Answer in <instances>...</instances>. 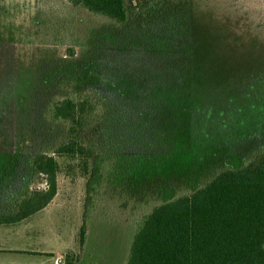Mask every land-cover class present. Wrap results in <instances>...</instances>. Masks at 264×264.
<instances>
[{
  "label": "rangeland",
  "instance_id": "rangeland-1",
  "mask_svg": "<svg viewBox=\"0 0 264 264\" xmlns=\"http://www.w3.org/2000/svg\"><path fill=\"white\" fill-rule=\"evenodd\" d=\"M144 3L116 25L65 0H0V215L44 187L31 161L67 136L52 102L89 91L116 112L113 137L104 123L81 135L107 153L82 249L77 161L59 159L57 195L34 220L58 264H126L143 214L264 151V0Z\"/></svg>",
  "mask_w": 264,
  "mask_h": 264
},
{
  "label": "trees",
  "instance_id": "trees-1",
  "mask_svg": "<svg viewBox=\"0 0 264 264\" xmlns=\"http://www.w3.org/2000/svg\"><path fill=\"white\" fill-rule=\"evenodd\" d=\"M65 1L116 25L127 22L131 9L143 10L146 5L144 0ZM106 99L82 91L50 104L51 119L67 128V136L50 154L32 159V171L44 187L26 188L15 199L14 212L0 215V226L18 223L52 203L58 192L59 159L77 161L86 180L79 230L82 249L101 195L106 169L102 154L107 153L81 135L104 123L113 137L116 112ZM126 264H264V151L143 214L135 221Z\"/></svg>",
  "mask_w": 264,
  "mask_h": 264
},
{
  "label": "crops",
  "instance_id": "crops-1",
  "mask_svg": "<svg viewBox=\"0 0 264 264\" xmlns=\"http://www.w3.org/2000/svg\"><path fill=\"white\" fill-rule=\"evenodd\" d=\"M15 202L16 201L14 200L13 204L11 203L7 208H4L6 212L5 214H11L14 212ZM51 205L52 203H50L43 210L18 223L0 226V264L17 263L16 260L14 261V263L10 261L11 258L15 257L8 256H32L34 254H39L35 257V259L37 260V264H50L52 260V264H58L56 253L54 252L55 249L51 247V245H53L54 243H51V239L55 240V235H51L49 225H42L43 228L41 229V232H44L45 234L43 237L44 240L36 238V236L34 235V220L37 217L47 218L46 212Z\"/></svg>",
  "mask_w": 264,
  "mask_h": 264
}]
</instances>
